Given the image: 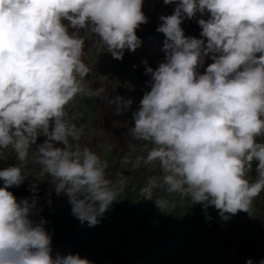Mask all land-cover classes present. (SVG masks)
Here are the masks:
<instances>
[{
	"label": "clouds",
	"instance_id": "clouds-1",
	"mask_svg": "<svg viewBox=\"0 0 264 264\" xmlns=\"http://www.w3.org/2000/svg\"><path fill=\"white\" fill-rule=\"evenodd\" d=\"M163 3L175 5L171 15L159 16L156 29L166 37L165 59L155 69L142 61L150 90L132 113V132L144 143L131 168L158 173L146 178L140 195L150 200L163 190L205 211L214 207L222 217L251 215L264 193V142L258 140L264 137V0ZM143 5L144 0H0V159L13 155L17 161L0 170V264H91L79 254L54 260L46 221L34 219L42 211L36 186L31 202L8 189L24 182V166L31 164L90 227L125 191L127 178L113 180L109 161L81 145L86 125L78 124L81 114L74 109L81 98H104L105 89L88 79L92 68L79 30L94 33L121 60L125 50L141 45L136 31L148 23ZM192 19L200 38L184 34L182 23ZM208 53H214L213 62L201 74ZM112 102L131 105L119 96ZM40 137L43 143H37ZM155 203L161 211L174 206L167 197ZM206 218L212 219L207 213Z\"/></svg>",
	"mask_w": 264,
	"mask_h": 264
},
{
	"label": "rangeland",
	"instance_id": "rangeland-1",
	"mask_svg": "<svg viewBox=\"0 0 264 264\" xmlns=\"http://www.w3.org/2000/svg\"><path fill=\"white\" fill-rule=\"evenodd\" d=\"M174 7L165 5L163 0H144L142 10L148 17V23L140 28H157L159 16L171 15ZM198 18L207 17L198 14ZM182 27L184 33L200 36L201 29L196 19L185 20ZM79 34L85 38V61L92 68L88 79L94 88L105 89L102 99L81 98L77 102L74 111L81 114L78 124L86 125L81 145L99 152L103 159L109 161L110 177L115 180L123 176L127 178L128 185L101 222L90 227L87 222L81 223L72 215L68 198L63 194L57 195L48 178H39L35 167L25 165L24 182L8 190L18 200L28 198L31 202L34 195L31 188L36 186L35 195L39 197L37 207L42 211L34 219L38 221L42 216L46 221L44 227L52 237L51 251L54 256L62 258L86 250L110 264H214V243L207 230L217 223L219 229L222 228L220 239L225 231H236L247 244L244 257L258 264L264 259V194L254 200L251 215L241 211L235 215L226 213L224 217L214 207L205 211L189 198L181 200L163 190H158L150 200L140 195L139 187L146 178L158 173L155 169L131 168L130 161L144 143L132 132L135 126L132 113L139 108L144 92L150 90L148 82L151 78L145 75L146 66L142 61L147 60V66L154 69L164 61V41L159 37L153 38L140 45L135 52L125 50L123 59L118 60L99 44V37L94 33L80 29ZM203 59V66L198 68L201 74L213 62L211 57ZM117 96L131 100V105L119 108L112 102ZM44 139L40 137L37 143H43ZM258 140L264 142V137ZM125 157L129 163L124 162ZM15 163L13 155L0 159V170ZM255 168L254 163L249 173L252 178L256 176ZM0 187H3L2 180ZM158 196L167 197L174 206L169 211H161L155 203ZM206 213L212 218L210 224ZM226 238L230 239L228 235ZM63 240L72 246H62Z\"/></svg>",
	"mask_w": 264,
	"mask_h": 264
},
{
	"label": "trees",
	"instance_id": "trees-1",
	"mask_svg": "<svg viewBox=\"0 0 264 264\" xmlns=\"http://www.w3.org/2000/svg\"><path fill=\"white\" fill-rule=\"evenodd\" d=\"M157 28H139L136 31V34L138 38L141 40V45L144 44L147 41L152 40L153 38L159 37L163 41H165L166 37L163 33H160L156 30ZM185 36H193L196 38H200L198 35H194L191 33H184ZM214 53H208L204 57H212ZM264 194V193H262ZM208 224H210V221L208 220ZM258 225V224H257ZM256 225V226H257ZM254 226V227H256ZM220 229H222L220 227ZM220 229L217 223H215L213 226L208 227V232L211 234V240L214 243V264H246V261L249 260L248 258H245L244 255H246V248L245 245L246 242L243 239L242 236H239L236 231H225V234L222 239H220ZM230 238L229 240L226 238V236ZM242 238V239H241ZM62 246H72L70 243L66 240H63L61 243ZM76 246V245H74ZM72 255H76L74 253H71ZM51 257L55 260L57 256H54V252L51 251L50 253ZM69 255V254H68ZM81 258L88 259L91 264H110L108 262L103 261L102 259L98 258L95 255L90 254L88 251L83 250L79 254ZM241 260H244L242 262Z\"/></svg>",
	"mask_w": 264,
	"mask_h": 264
}]
</instances>
